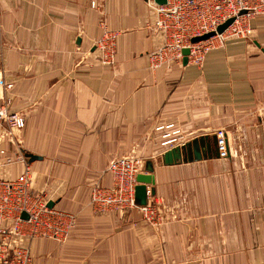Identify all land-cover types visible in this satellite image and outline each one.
Returning <instances> with one entry per match:
<instances>
[{
	"label": "crops",
	"instance_id": "obj_1",
	"mask_svg": "<svg viewBox=\"0 0 264 264\" xmlns=\"http://www.w3.org/2000/svg\"><path fill=\"white\" fill-rule=\"evenodd\" d=\"M249 24V38L217 44L200 65L154 69L147 0H0V104L25 118L2 142L13 161L0 177L29 167L30 192L75 221L63 242L30 241L38 264H264V15ZM105 32L111 55L95 47ZM218 131L226 157L162 163L168 148ZM133 149L143 169L152 161L147 203L166 207L154 224L90 202L94 183H111L109 159Z\"/></svg>",
	"mask_w": 264,
	"mask_h": 264
},
{
	"label": "built area",
	"instance_id": "obj_2",
	"mask_svg": "<svg viewBox=\"0 0 264 264\" xmlns=\"http://www.w3.org/2000/svg\"><path fill=\"white\" fill-rule=\"evenodd\" d=\"M100 0H88L96 7ZM153 11V29L160 36V43L147 53L149 64L154 69L169 67L179 62L182 50L187 48V61L200 65L204 54L217 44L229 38H249L252 29L250 20L264 15V0H166L158 4L147 0ZM228 18L232 22L220 33L191 42V38L215 31ZM102 55H111L114 50L113 36L105 32L95 46ZM264 118V103L257 110ZM25 125L24 116L0 104V165L13 161L5 155L3 141L14 143L16 132ZM167 126V125H166ZM165 126V127H166ZM171 126V125H168ZM164 126H157V129ZM178 130L162 134L168 137L165 145L176 142ZM219 157H226L227 142L222 131L216 134ZM22 159L21 153L14 155ZM143 168V160L138 155H124L109 160L106 171L112 176L106 187L94 183L90 190V202L100 210L124 213L127 209L138 208L145 219L158 220L159 208L155 203L139 206L135 203L134 188L136 175ZM32 174L25 167L14 180L0 177V264H38L30 253V241L35 238L50 237L63 242L74 226L72 212H63L49 207L42 198V192H30ZM22 213L26 217H22ZM8 223L3 226L1 223Z\"/></svg>",
	"mask_w": 264,
	"mask_h": 264
},
{
	"label": "water",
	"instance_id": "obj_3",
	"mask_svg": "<svg viewBox=\"0 0 264 264\" xmlns=\"http://www.w3.org/2000/svg\"><path fill=\"white\" fill-rule=\"evenodd\" d=\"M158 4L165 3L166 0H154ZM233 18H228L224 23L217 26L215 31H211L205 33L201 36H195L191 38V42H196L199 40H204L210 36H212L215 32H222L231 22ZM189 50L184 48L182 50V63L186 64L187 55ZM25 157L28 161H33L35 159H40L39 156L24 153ZM219 157V152L217 148V138L216 135H201L197 137H193L192 139L182 143L178 146H173L164 151L160 157L163 164L170 165L173 163L181 162H191L206 158H214ZM153 165L151 160H146L144 163L143 172H140L136 175V185L134 188V197L135 203L139 206H143L147 204V195L150 193L154 194V178H153ZM147 184H151L152 186L147 189ZM53 205L52 202L48 204L49 207ZM22 217L25 218L26 214L22 213Z\"/></svg>",
	"mask_w": 264,
	"mask_h": 264
},
{
	"label": "rangeland",
	"instance_id": "obj_4",
	"mask_svg": "<svg viewBox=\"0 0 264 264\" xmlns=\"http://www.w3.org/2000/svg\"><path fill=\"white\" fill-rule=\"evenodd\" d=\"M5 105H7V104H5ZM7 107L9 108V109H11V110H14V109H12V108H10L9 107V105H7ZM25 126V125H24ZM159 126H161V125H159ZM164 126V125H163ZM168 126V125H167ZM169 127V126H168ZM23 129V128H22ZM160 129H162V128H160ZM160 129H157L156 128V130H160ZM16 133H18V132H16ZM15 133V134H16ZM166 133H170V131H167ZM165 133V134H166ZM175 137L177 138V136L175 135ZM168 137H165V139L161 142L162 143V145H165V144H168V143H164V141L167 139ZM8 142V141H7ZM227 142V141H226ZM5 148V147H4ZM5 151H6V149H4ZM227 150H228V148H227ZM128 154H132V155H138L139 156V154L138 153H136L135 151H134V149L133 150H130V151H128L127 153H125V154H123V155H119V156H124V155H128ZM119 156H117V157H119ZM140 157V156H139ZM114 158V157H113ZM141 158V157H140ZM112 159V158H111ZM111 159H109V160H111ZM142 159V158H141ZM109 162V161H108ZM108 164V163H107ZM141 172H143V168H142V170H141ZM21 175V174H20ZM110 175V174H109ZM112 176L110 175V178H111ZM16 179V178H15ZM14 180V179H13ZM111 184V183H110ZM153 203H155L154 205H156L158 208H159V212L157 213V215L159 216V219H162V213H164V210H165V205H163L162 203H159V202H153ZM152 204V203H151ZM142 217L145 219L146 217H145V215H142ZM159 219L158 220H154V221H150V220H147V219H145V220H147L148 222H150V223H152V224H154L155 222H157V221H159ZM3 226H6L8 223H6V222H3V223H1ZM33 258V257H32ZM33 260H34V258H33ZM35 261V260H34ZM36 262V261H35Z\"/></svg>",
	"mask_w": 264,
	"mask_h": 264
}]
</instances>
